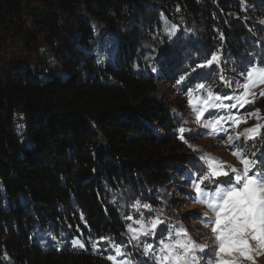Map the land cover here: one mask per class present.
Returning a JSON list of instances; mask_svg holds the SVG:
<instances>
[{
	"label": "trees",
	"instance_id": "obj_1",
	"mask_svg": "<svg viewBox=\"0 0 264 264\" xmlns=\"http://www.w3.org/2000/svg\"><path fill=\"white\" fill-rule=\"evenodd\" d=\"M258 1L0 0V264H109L87 244L122 245L107 191L167 184L185 161L139 49L157 46L175 69L185 37L191 50L241 55L264 22ZM83 14L117 36L118 66L96 61Z\"/></svg>",
	"mask_w": 264,
	"mask_h": 264
},
{
	"label": "snow or ice",
	"instance_id": "obj_2",
	"mask_svg": "<svg viewBox=\"0 0 264 264\" xmlns=\"http://www.w3.org/2000/svg\"><path fill=\"white\" fill-rule=\"evenodd\" d=\"M161 19H166L161 13ZM177 31L176 25H171L166 29L169 36L175 35ZM213 63L219 67L220 61L215 54L198 65L197 67L210 68ZM155 71V69H153ZM195 71V69H193ZM222 72V69H220ZM185 80L181 76L177 83ZM229 89H232L233 81L225 80L224 75L220 76ZM257 83H264V66L252 64L247 67L246 72H240L235 80V90L232 94H225L221 97L215 93L209 84L199 83L195 86V90L189 88L187 90L189 104H193V98L201 107L196 108L195 122L200 124L205 131L193 132L191 129L179 127L177 136L180 140H185L183 134L189 136H207L217 135L230 146L231 154L236 156L242 168L234 165L226 164L218 157L205 154L198 157L197 161L204 168L203 173H195L192 170H186L189 182L195 190V194L189 193L192 202H198L205 205L214 215L209 216L208 211L203 213H189L192 219H199L203 226L210 228L212 233L213 248L207 252V245L199 244L191 238L187 228L182 223H173L164 215L163 209H152L149 205H141L136 202V209H148L150 215L145 219L143 213L136 220L138 228L128 226L131 233L129 243L135 241L140 242L141 237H154L157 235L159 225L164 224L167 232H160L158 246L145 242L143 244V254L149 256L155 261V264H201L200 257L197 253L204 256V264H240V258L253 260V252L259 254L260 250H264V171L258 169V161L254 159L256 152H248L247 142L249 140L255 142L264 131V123H257L253 127L246 128L242 132H234L229 134L228 128L224 127L222 121L231 120L232 124L238 128L241 121L247 122L244 117L239 119L232 115L224 116L218 113L224 109H235L237 106L244 108L245 105L255 103L254 99H248L250 88L255 87ZM203 89L206 97H194V92ZM264 96V92L260 93ZM230 103H223L222 101ZM234 101V102H233ZM260 110L246 113L247 117L257 120L264 119L259 115ZM215 117V118H213ZM186 122V121H182ZM244 139L245 148L241 149L237 142ZM264 159V153L261 154ZM225 180L227 182H225ZM127 219L131 220L129 216ZM55 240V237H52ZM93 250H96L97 244L100 242L109 243V238L100 237L96 241H89ZM73 247L80 249L85 248V242L79 238L71 241ZM253 244L255 247H253ZM114 254L108 255L106 258L113 264H134L131 257L117 260V257H124L126 254L122 250V246L112 245ZM231 257V258H229Z\"/></svg>",
	"mask_w": 264,
	"mask_h": 264
},
{
	"label": "rangeland",
	"instance_id": "obj_3",
	"mask_svg": "<svg viewBox=\"0 0 264 264\" xmlns=\"http://www.w3.org/2000/svg\"><path fill=\"white\" fill-rule=\"evenodd\" d=\"M259 5L264 10V2L259 0ZM82 17L87 21L93 30L95 45L91 49L93 55L96 57V61L103 67L118 66L117 60L113 58L112 63H102L100 58L97 56L101 48L107 47L113 48L112 53L115 55L116 47L118 44L117 36L112 34L109 35L115 41L114 43L107 42L105 45V40H102L100 36L97 35L93 22H98L91 19L87 14H83ZM261 21V19H257ZM92 22V23H91ZM100 23V22H98ZM101 24V23H100ZM104 28L103 24H101ZM193 26H190L192 28ZM255 30H259V36H255L252 41H250V47L246 49L245 53L235 56H221L218 53L208 52L203 46L197 45V49L191 50L188 45V41H196V39L185 37L182 41V47H178V54H182L179 59L182 63L180 68L167 66V57L163 56L160 49L157 46H147L141 47L139 51L144 53L146 69L153 76L158 77L160 81L155 87V91L152 96L163 98L164 102L170 108V116L175 120L174 129L171 131V135L180 144L181 150L176 151L182 159L183 163H177L173 172H168V183L154 186H143L140 189L129 188L126 185L121 186L116 192L108 190L109 197L105 199L104 203H107L110 207L114 208L118 213V217L122 221L125 227V231L119 232L122 240V250L125 252L124 257H117V260L126 259L131 257L134 264H155V261L149 256L143 254V244L145 242L153 244L154 247L158 246V240L160 237L161 230L167 232L164 224L159 225L157 229V235L154 237H141L140 242H131V233L128 231V226L131 225L132 228H138L139 225L136 224V220L140 218V213L142 212L145 219H148L150 213L148 209L141 208L137 211L135 205L139 201L141 205H149L152 209H163L164 215L173 223H182L188 230L189 235L193 240L199 244L207 245L205 251L213 248L212 244V233L210 228L203 226V223L199 219H192L189 217V213H203L204 211L209 212V216L214 215L210 210L198 202H192L189 197V193L195 194L194 188L189 182V177L186 174V170H192L193 172L199 174L204 172V168L197 161L198 157L204 156L205 154L211 155L213 157H218L220 161L234 165L237 168H242V165L238 162L236 156L231 154L230 146L227 145L223 139L217 135H207V136H189L187 133L183 134L185 140L178 139L177 130L179 127H184L186 129H191L193 132H203L205 129L195 122L196 113L194 111V106L196 108L201 107L197 103L196 99L193 98V104H189L190 97L188 96L187 90L189 88L195 90V86L199 83H205L206 87L210 84L215 93L223 97L225 94H232L235 90V80L239 76L240 72H246L248 66L256 63L264 66V22L256 23L254 26ZM106 29V28H105ZM169 38V36H168ZM103 41V42H102ZM212 54H215L220 61L219 67L217 64L208 67H197L203 62L207 61ZM178 61V60H177ZM155 69V71L153 70ZM189 70L192 82L177 83L180 79L179 73L181 71ZM195 69V71H193ZM222 69V72L220 71ZM169 76L167 79L166 76ZM224 75L225 80L233 81L232 89H229L227 85L220 80V76ZM172 76V77H171ZM187 75L184 77L186 78ZM171 77V78H170ZM250 94L248 99H254L255 103L251 105H245L244 108L237 106L235 109H224L221 110L219 115H232L234 118L239 119L244 117L247 122L241 121L239 127L236 128L231 120L222 121L221 123L224 127L228 128L229 134L234 132H242L246 128L253 127L257 123H264V119L257 120L255 118L247 117L246 113L253 112L256 109L260 110L261 114L260 93L264 92V83H257L255 87L250 88ZM194 97H206V92L201 89L199 92H194ZM223 103H230L229 101H222ZM234 102V101H233ZM264 117V116H262ZM215 118V117H213ZM186 121V122H182ZM153 131L156 134L162 136L163 131L159 129L156 125L153 126ZM241 149L245 148L244 139L241 138L237 142ZM248 148L246 151L256 152L254 159L258 161L257 168L264 171V159L261 158V154L264 153V131H262L261 136L257 138L255 142L249 140L247 142ZM225 182H227L225 180ZM129 216L132 217L131 220L127 219ZM91 240V239H90ZM90 244V242H87ZM112 245H117L114 243H104L100 242L97 246V254L101 259H105L109 264H113L112 261L106 257L112 252ZM120 246V245H119ZM253 247L255 245L253 244ZM95 253V254H96ZM200 257L201 264H204V256L201 253H197ZM253 260L240 258V264H264V250H260L259 254L253 252ZM231 258V257H229Z\"/></svg>",
	"mask_w": 264,
	"mask_h": 264
},
{
	"label": "bare ground",
	"instance_id": "obj_4",
	"mask_svg": "<svg viewBox=\"0 0 264 264\" xmlns=\"http://www.w3.org/2000/svg\"><path fill=\"white\" fill-rule=\"evenodd\" d=\"M92 23V22H91ZM93 26L95 27V30L97 32V35L100 36L101 38H103L102 40H105L104 45L107 42H111L114 43L115 41L112 39V34L109 33V31L107 29H105L100 23L98 22H93ZM111 35V36H109ZM105 38V39H104ZM103 42V41H102ZM109 45H106V47L101 48L99 53L97 54V56L100 58V61L104 64H108V63H112L113 62V58L115 57V55L112 53L113 49L111 51H109V47H107Z\"/></svg>",
	"mask_w": 264,
	"mask_h": 264
},
{
	"label": "water",
	"instance_id": "obj_5",
	"mask_svg": "<svg viewBox=\"0 0 264 264\" xmlns=\"http://www.w3.org/2000/svg\"><path fill=\"white\" fill-rule=\"evenodd\" d=\"M106 29H108L107 27H105Z\"/></svg>",
	"mask_w": 264,
	"mask_h": 264
}]
</instances>
